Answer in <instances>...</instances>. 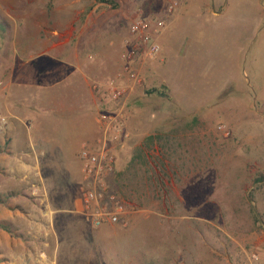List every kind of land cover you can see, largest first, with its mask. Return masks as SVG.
<instances>
[{
	"label": "rangeland",
	"instance_id": "374dc122",
	"mask_svg": "<svg viewBox=\"0 0 264 264\" xmlns=\"http://www.w3.org/2000/svg\"><path fill=\"white\" fill-rule=\"evenodd\" d=\"M28 2L84 7L74 37L93 63L105 62L107 52L121 61L136 15L167 23L160 55L138 65L144 83L123 100L131 137L114 148L110 184L127 204L130 225L101 227L109 234L99 243L86 212L84 220L65 212L55 263L264 264V0H115L117 8L96 0H0V53L21 29L11 18ZM164 87L166 95L147 94ZM150 135L160 138L149 150L152 164L130 165ZM80 192L75 204L53 205L82 208Z\"/></svg>",
	"mask_w": 264,
	"mask_h": 264
},
{
	"label": "crops",
	"instance_id": "0c3cea01",
	"mask_svg": "<svg viewBox=\"0 0 264 264\" xmlns=\"http://www.w3.org/2000/svg\"><path fill=\"white\" fill-rule=\"evenodd\" d=\"M16 10L11 19L21 29L4 40L0 53V107L8 119L0 130V264H56L60 215L74 212L83 220L86 215L84 204L67 211L53 203L75 204L80 198L81 146L95 143L100 112L113 108L92 84L104 82V74L115 75L122 63L111 52L100 63L85 56L74 37L81 5L48 10L28 2ZM34 61H39L36 71L30 69ZM107 234L98 228L92 238L101 243Z\"/></svg>",
	"mask_w": 264,
	"mask_h": 264
},
{
	"label": "built area",
	"instance_id": "2783aa9c",
	"mask_svg": "<svg viewBox=\"0 0 264 264\" xmlns=\"http://www.w3.org/2000/svg\"><path fill=\"white\" fill-rule=\"evenodd\" d=\"M178 6L177 2L167 9L171 16ZM167 23L165 19L138 14L131 22L124 49L120 55L122 67L111 79L92 84L93 91L102 100H108L113 108H104L99 114V135L95 143L84 142L79 158L81 162L82 198L86 215L95 229L105 225H130V212L125 200L111 187L110 179L116 173L117 157L114 148L130 139L127 128V112L123 100L137 87L143 78L137 67L144 59L157 58L161 53L158 38ZM3 83L0 82V86ZM8 119L0 107V130ZM253 259L258 260L257 255Z\"/></svg>",
	"mask_w": 264,
	"mask_h": 264
},
{
	"label": "trees",
	"instance_id": "16d2710c",
	"mask_svg": "<svg viewBox=\"0 0 264 264\" xmlns=\"http://www.w3.org/2000/svg\"><path fill=\"white\" fill-rule=\"evenodd\" d=\"M97 3L99 4H103V5H109L113 8H117L118 4L115 2V0H96ZM153 93H158L159 95H166L167 94V88H153L151 90L147 91V94H153ZM157 140H160L159 137L156 136H148L145 141L143 142L142 145H140L137 149H136V154L135 156L132 158L130 165L134 166L135 164L139 163V161H141L142 166H147L149 164H152V161H150V157H149V150L152 148V146L157 142ZM143 153L146 154L147 158H145L143 156ZM158 169V168H155ZM123 173H120V176ZM159 185H162V179L158 178V182Z\"/></svg>",
	"mask_w": 264,
	"mask_h": 264
}]
</instances>
